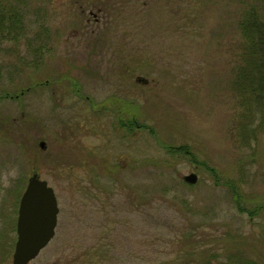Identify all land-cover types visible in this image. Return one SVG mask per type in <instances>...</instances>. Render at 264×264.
<instances>
[{"label": "rangeland", "instance_id": "374dc122", "mask_svg": "<svg viewBox=\"0 0 264 264\" xmlns=\"http://www.w3.org/2000/svg\"><path fill=\"white\" fill-rule=\"evenodd\" d=\"M256 1L0 0V264L33 173L59 211L28 264L264 263L263 99L234 74Z\"/></svg>", "mask_w": 264, "mask_h": 264}, {"label": "water", "instance_id": "95a60500", "mask_svg": "<svg viewBox=\"0 0 264 264\" xmlns=\"http://www.w3.org/2000/svg\"><path fill=\"white\" fill-rule=\"evenodd\" d=\"M137 80L146 79L139 77ZM44 146V142H40ZM188 183H195L197 175L190 172L183 176ZM58 205L52 187L36 173L27 181L18 205L16 242L12 264H27L53 237L57 223Z\"/></svg>", "mask_w": 264, "mask_h": 264}, {"label": "trees", "instance_id": "16d2710c", "mask_svg": "<svg viewBox=\"0 0 264 264\" xmlns=\"http://www.w3.org/2000/svg\"><path fill=\"white\" fill-rule=\"evenodd\" d=\"M256 5L252 6L240 19V26L243 28L242 40L235 57L234 74L237 79L244 82L246 95L258 94V97L263 99L260 109L264 111V0H257ZM1 14L3 13H0V27L6 25V20ZM262 114L259 125L264 124V112ZM129 121H131L130 118ZM130 125L133 127L132 124ZM251 264L264 263L253 261Z\"/></svg>", "mask_w": 264, "mask_h": 264}, {"label": "flooded vegetation", "instance_id": "af4514ba", "mask_svg": "<svg viewBox=\"0 0 264 264\" xmlns=\"http://www.w3.org/2000/svg\"><path fill=\"white\" fill-rule=\"evenodd\" d=\"M90 14H91V12H90ZM126 75H129V73H126ZM139 77L138 76H136V78H135V80H137ZM144 79V78H143ZM138 82H140V83H144V80H138ZM148 82V81H147ZM78 89V88H77ZM80 90V89H79ZM78 90H76V92H77ZM123 106H125V113H126V117H125V120H122V121H120V125H121V127L122 128H126V131H125V134L127 135L128 134V132H129V100H126L125 101V104L123 105ZM123 109H121V111H122ZM54 193H55V191H54ZM55 196H56V194H55ZM56 200H57V196H56ZM58 203V202H57ZM16 221H17V217H16ZM14 228H15V233H16V222H15V225H14ZM55 231H56V227H55ZM54 235H55V233H54ZM54 235H53V237H54ZM53 237L50 239V241L53 239ZM50 241L39 251V253H38V255L40 254V252L42 251V250H44L47 246H48V244L50 243ZM37 255V256H38ZM37 256L35 257V258H37ZM34 258V259H35ZM34 259H32L31 261H33ZM31 261H29L28 263H30ZM27 263V264H28Z\"/></svg>", "mask_w": 264, "mask_h": 264}]
</instances>
